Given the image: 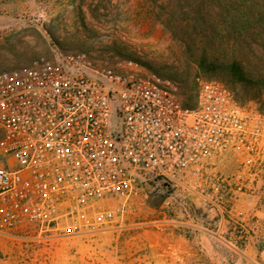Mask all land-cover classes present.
Returning a JSON list of instances; mask_svg holds the SVG:
<instances>
[{"label":"built area","instance_id":"built-area-1","mask_svg":"<svg viewBox=\"0 0 264 264\" xmlns=\"http://www.w3.org/2000/svg\"><path fill=\"white\" fill-rule=\"evenodd\" d=\"M229 153L243 170L264 161V111L217 78L197 79L189 107L177 81L132 59L75 51L0 72V233L109 224Z\"/></svg>","mask_w":264,"mask_h":264},{"label":"rangeland","instance_id":"rangeland-1","mask_svg":"<svg viewBox=\"0 0 264 264\" xmlns=\"http://www.w3.org/2000/svg\"><path fill=\"white\" fill-rule=\"evenodd\" d=\"M165 1L0 0V72L27 65L38 56L57 61L67 52L83 51L97 62L132 59L162 76L181 75L189 59L183 44L164 25ZM249 2L254 14L246 42L231 50L223 46L221 55L227 50L230 59L231 53H241L253 65L255 79H261L264 28L258 24H264V0ZM199 78L228 81L243 104L264 108L263 89L244 87L223 75L201 73ZM118 202L97 206L117 207ZM138 207L131 227L114 228L109 223L66 236L57 232L48 238L32 236L20 242L22 255L7 264H168L157 252L160 237L153 235L164 218L178 223L185 236H221L237 242L235 247L254 260L230 250L227 264H264V161L243 170L235 154L222 155L189 182L174 186L161 182ZM146 230L148 236H142ZM220 263V259L205 260V264Z\"/></svg>","mask_w":264,"mask_h":264},{"label":"trees","instance_id":"trees-1","mask_svg":"<svg viewBox=\"0 0 264 264\" xmlns=\"http://www.w3.org/2000/svg\"><path fill=\"white\" fill-rule=\"evenodd\" d=\"M249 1L251 0L164 2L166 17L163 20L164 25L171 31L172 36L183 44V52L189 60L186 70L181 75L173 78L160 76L173 79L180 84L185 106L193 107L196 103L197 79L201 73L223 75L231 82H240L244 87L264 90V78L255 79L252 73L253 65L246 57L233 52L231 58H227V50L246 42L247 29L253 27L249 20L254 13L251 11ZM258 26L264 28V24ZM223 46L227 50L225 49L226 54L221 55ZM212 54H218L223 58L214 57ZM192 68L195 70L194 75L191 74ZM227 82L225 81L230 88ZM235 96L242 103L240 97L236 94ZM259 109L264 111L263 106Z\"/></svg>","mask_w":264,"mask_h":264},{"label":"crops","instance_id":"crops-1","mask_svg":"<svg viewBox=\"0 0 264 264\" xmlns=\"http://www.w3.org/2000/svg\"><path fill=\"white\" fill-rule=\"evenodd\" d=\"M137 210H139V207L133 213L117 216L110 223V226L123 228L135 225L136 223L131 218L136 214ZM160 223V231L153 232V235L160 237V248L157 252L160 253V259L167 261L168 264H180L177 261H185L186 263L184 264H205L207 259H220V264H227L230 250L243 259H248L254 263V260L246 257L244 252L239 251L235 247L234 244H237V242H232L221 236H185L182 235L181 227L175 221L164 218ZM148 234L149 230L141 233L142 236H148ZM30 237L32 236L0 233V264H7V261L19 258L22 255L19 250L20 242L26 241ZM263 253L264 250L261 254Z\"/></svg>","mask_w":264,"mask_h":264}]
</instances>
